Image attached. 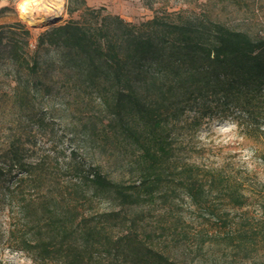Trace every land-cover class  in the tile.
Masks as SVG:
<instances>
[{"label": "rangeland", "instance_id": "1", "mask_svg": "<svg viewBox=\"0 0 264 264\" xmlns=\"http://www.w3.org/2000/svg\"><path fill=\"white\" fill-rule=\"evenodd\" d=\"M22 1L0 0V25L24 24L30 49L40 32L78 18L67 13L64 0L58 21L32 25L19 11ZM85 1L136 25L154 14L165 21L178 14L182 21L218 23L264 39V0ZM51 53L39 51L42 58ZM69 72V66L47 63L40 68L45 85L21 74L16 86L0 58V264H59L54 254L43 258L35 249L49 240L58 218L76 237L95 228L113 246L127 235L174 264H264V229L258 228L264 219V122L248 127L241 118L238 126L221 99L205 96L197 121L188 111L168 122L170 156L160 180L145 190L135 147L114 121L111 92L69 81ZM96 173L118 183L127 201L89 181ZM242 233L256 236L239 245ZM97 249L95 256L104 254L103 246ZM107 259L130 264L123 253Z\"/></svg>", "mask_w": 264, "mask_h": 264}, {"label": "trees", "instance_id": "2", "mask_svg": "<svg viewBox=\"0 0 264 264\" xmlns=\"http://www.w3.org/2000/svg\"><path fill=\"white\" fill-rule=\"evenodd\" d=\"M66 10L78 12V18L40 32L34 49L24 24L0 25V58L11 69L16 86L21 74L39 87L45 85L41 66L58 63L70 67L69 81L110 91L120 135L135 147L143 189L160 180L159 170L170 156L168 122H178L188 111H194L193 122L197 121L204 110L199 101L205 96L221 99L238 126L241 118L248 120V127L264 122V39L258 35L197 19L182 21L178 14L169 21L154 14L136 25L104 7L90 8L85 0H68ZM45 48L52 53L42 58L39 51ZM154 67L161 70L151 71ZM89 181L127 201L128 194L118 183L98 173ZM193 186L187 185L191 196ZM229 198L238 203L232 192ZM58 219L49 240L35 248L43 258L54 254L59 264H112L107 258L123 253L130 264H174L161 253L132 243L127 235L113 246L108 237L101 240L95 228H85L76 237L65 227V218ZM258 225L264 229V219ZM254 236L239 234V245ZM261 237L264 240V234ZM98 246L104 247L103 256L94 255Z\"/></svg>", "mask_w": 264, "mask_h": 264}, {"label": "bare ground", "instance_id": "3", "mask_svg": "<svg viewBox=\"0 0 264 264\" xmlns=\"http://www.w3.org/2000/svg\"><path fill=\"white\" fill-rule=\"evenodd\" d=\"M64 0H23L19 4L22 17L32 25L47 24L52 20L60 18L63 10ZM48 15L47 18H35V12Z\"/></svg>", "mask_w": 264, "mask_h": 264}, {"label": "water", "instance_id": "4", "mask_svg": "<svg viewBox=\"0 0 264 264\" xmlns=\"http://www.w3.org/2000/svg\"><path fill=\"white\" fill-rule=\"evenodd\" d=\"M34 17H35V18H41V17H42V18H47L48 15H46V14H44V13L38 11V12H35ZM59 19H60V18L55 19V20H52V21H50L49 23H47V24H42V25H40V26L54 24V23H55L56 21H58Z\"/></svg>", "mask_w": 264, "mask_h": 264}, {"label": "clouds", "instance_id": "5", "mask_svg": "<svg viewBox=\"0 0 264 264\" xmlns=\"http://www.w3.org/2000/svg\"><path fill=\"white\" fill-rule=\"evenodd\" d=\"M29 264H30V262H29Z\"/></svg>", "mask_w": 264, "mask_h": 264}]
</instances>
